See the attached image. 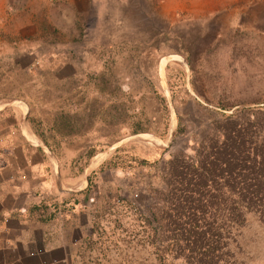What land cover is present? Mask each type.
Listing matches in <instances>:
<instances>
[{"label":"rangeland","instance_id":"rangeland-1","mask_svg":"<svg viewBox=\"0 0 264 264\" xmlns=\"http://www.w3.org/2000/svg\"><path fill=\"white\" fill-rule=\"evenodd\" d=\"M0 101L58 161L43 218L68 264H264V166L210 256L188 260L157 219L169 161L222 146L220 121L264 151V0H0Z\"/></svg>","mask_w":264,"mask_h":264},{"label":"trees","instance_id":"trees-1","mask_svg":"<svg viewBox=\"0 0 264 264\" xmlns=\"http://www.w3.org/2000/svg\"><path fill=\"white\" fill-rule=\"evenodd\" d=\"M253 127L230 116L219 123L222 146L209 136L195 157L179 153L169 161L166 178L173 198L168 211L157 219L165 221L169 239L182 242L188 260L210 256L220 245L222 231L215 225L220 212L230 209L229 220L236 223L245 215L234 207H248L258 200L247 196L254 191L249 181L259 179L264 166V151L253 149ZM225 191L236 194V199L225 196Z\"/></svg>","mask_w":264,"mask_h":264},{"label":"crops","instance_id":"crops-1","mask_svg":"<svg viewBox=\"0 0 264 264\" xmlns=\"http://www.w3.org/2000/svg\"><path fill=\"white\" fill-rule=\"evenodd\" d=\"M25 108L0 101V264H68L70 244L57 242L43 218L44 202L66 182L58 180L50 149L32 135Z\"/></svg>","mask_w":264,"mask_h":264}]
</instances>
